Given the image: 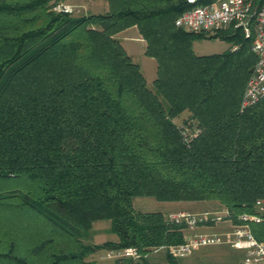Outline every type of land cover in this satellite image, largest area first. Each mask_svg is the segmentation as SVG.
Wrapping results in <instances>:
<instances>
[{
	"label": "trees",
	"instance_id": "1",
	"mask_svg": "<svg viewBox=\"0 0 264 264\" xmlns=\"http://www.w3.org/2000/svg\"><path fill=\"white\" fill-rule=\"evenodd\" d=\"M106 1L74 16L53 9L63 0H0V264L181 243L184 225L136 211L137 196L215 200L233 217L264 198V96L240 105L252 35L228 29L236 48L197 54L204 32L174 24L184 0ZM131 26L156 61L152 87L117 37ZM98 220L115 240L92 241ZM252 230L264 240V222Z\"/></svg>",
	"mask_w": 264,
	"mask_h": 264
},
{
	"label": "built area",
	"instance_id": "2",
	"mask_svg": "<svg viewBox=\"0 0 264 264\" xmlns=\"http://www.w3.org/2000/svg\"><path fill=\"white\" fill-rule=\"evenodd\" d=\"M187 4L174 20V24L185 31L215 34L230 29L240 30L245 36L252 33L251 50L256 55L252 72L246 82L241 108L255 103L264 96V1L257 5L253 0H184ZM55 11L72 12V6L58 2ZM236 46H232V49ZM185 140L195 131L183 128ZM171 222L184 225L188 235L178 244L159 246L152 252L167 251L174 257H182L203 246L229 244L244 254L241 264H264V240H258L252 225L264 222V198L255 200L252 212H242L234 217L229 210L205 211L192 213L176 211L166 215ZM222 223L229 227L223 231L208 229L209 223ZM135 247L106 249L98 257L111 259L116 264H135L147 257Z\"/></svg>",
	"mask_w": 264,
	"mask_h": 264
},
{
	"label": "rangeland",
	"instance_id": "3",
	"mask_svg": "<svg viewBox=\"0 0 264 264\" xmlns=\"http://www.w3.org/2000/svg\"><path fill=\"white\" fill-rule=\"evenodd\" d=\"M65 4L72 6L71 14L74 16L91 13L92 9L88 10V5L83 6L81 0H63ZM221 32L224 34L228 32V29L218 31L215 34L204 33L206 36L204 38L194 40L193 48L198 54H211L221 52L224 49L230 47L229 41L221 39ZM133 32L131 31L130 34ZM220 33V34H218ZM216 37L209 38V35H216ZM252 35V33L250 34ZM123 43L130 52L132 59L140 64L141 70L145 76L146 83L149 87H152V80L155 78V68L156 62L152 57L146 56L142 50V42L135 39L123 40ZM185 114H182L176 122L182 124V120ZM132 206L136 211H162L166 209V215L171 212L176 211H189L192 213H202L205 211L215 212L220 210L223 206L215 200H202V201H173V202H160L152 197H134L132 199ZM95 230L93 235L95 240L100 243L113 240L116 235L110 231L108 228L110 226L109 220H98L95 223ZM93 225V227H94ZM108 227V228H107ZM225 224L222 223H209L208 229L223 231L228 229ZM188 232L183 230V240L188 235ZM104 250L97 251L94 255V259L98 264H114L111 259H102L98 257V254L103 253ZM166 253L165 250H160L158 252H152L147 254L146 264H165L166 263ZM172 256V255H171ZM176 264H241L244 258L242 251L232 248L229 244L223 245H213V246H203L198 249L193 250L186 256L174 257L172 256ZM116 263V262H115ZM142 264V262L136 261L135 264Z\"/></svg>",
	"mask_w": 264,
	"mask_h": 264
},
{
	"label": "crops",
	"instance_id": "4",
	"mask_svg": "<svg viewBox=\"0 0 264 264\" xmlns=\"http://www.w3.org/2000/svg\"><path fill=\"white\" fill-rule=\"evenodd\" d=\"M81 4L83 6L85 5H88V10L89 9H92L91 13H104L107 11L108 9V4H107V1L106 0H81ZM133 32L132 34H130V32ZM117 37L119 38L120 40V43L121 45L123 46V48L125 49V51L131 56V55H134L130 52V50L127 48V46L124 45L123 43V40H130L131 38L132 39H135V40H139L140 42H142V50H143V53H144V48H145V41L142 39L141 35L139 34L138 32V29L135 27V26H131L121 32H119L117 34ZM194 44V42H193ZM194 52L196 53L195 49L193 48ZM198 54V53H197ZM154 59V58H153ZM155 60V59H154ZM156 62V61H155ZM140 66V64H139ZM141 69V67H140ZM142 71V70H141ZM143 73V72H142ZM155 73H156V68H155ZM144 75V74H143ZM185 116H186V113H184ZM166 209H163L162 212H166L165 211ZM95 223V222H94ZM94 225V224H93ZM92 225V229L95 230V225L93 227ZM108 228V227H107ZM116 239V238H115ZM113 239V240H115ZM92 241L94 243H100L99 241L95 240L94 238V235H93V239ZM105 251V250H104ZM102 254V253H101ZM99 255V254H98Z\"/></svg>",
	"mask_w": 264,
	"mask_h": 264
}]
</instances>
